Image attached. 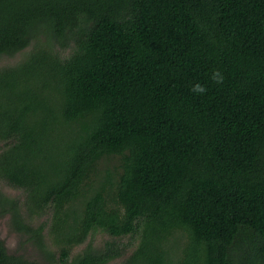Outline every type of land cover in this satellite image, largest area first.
Wrapping results in <instances>:
<instances>
[{
    "label": "trees",
    "instance_id": "obj_1",
    "mask_svg": "<svg viewBox=\"0 0 264 264\" xmlns=\"http://www.w3.org/2000/svg\"><path fill=\"white\" fill-rule=\"evenodd\" d=\"M23 51L0 218L27 249L0 264H109L127 236L122 264H264V0H0V60Z\"/></svg>",
    "mask_w": 264,
    "mask_h": 264
},
{
    "label": "rangeland",
    "instance_id": "obj_2",
    "mask_svg": "<svg viewBox=\"0 0 264 264\" xmlns=\"http://www.w3.org/2000/svg\"><path fill=\"white\" fill-rule=\"evenodd\" d=\"M29 48L30 47H28L27 50ZM23 55H24V51L17 53L13 57L4 58V59L0 60V66L5 65V64H13V63L19 61L23 57ZM2 145L3 144L0 143V147H2ZM0 189L8 195L22 197V192L20 190L13 188L12 186L8 185L6 182L1 181V180H0ZM44 219L45 218H43L42 220H44ZM0 238L6 242L10 251L19 250V252H23L25 249H27V248L23 247V245H21V239L22 238L19 236V234H17L16 232H14L11 229L9 216L0 218ZM92 238L94 239V242L97 245L104 244L107 240L111 239V237L105 233H97ZM122 240L125 243L129 244V247H130L129 250L127 251V253L123 257L118 258L116 260H113L109 264H122L123 261L136 248V246L138 245V241H139L136 237L131 238L130 236H127V237L123 238ZM82 247L83 246H80L79 248H77L75 250V252L80 250ZM28 251H30V252L33 251V248L31 247V245L29 246Z\"/></svg>",
    "mask_w": 264,
    "mask_h": 264
},
{
    "label": "clouds",
    "instance_id": "obj_3",
    "mask_svg": "<svg viewBox=\"0 0 264 264\" xmlns=\"http://www.w3.org/2000/svg\"><path fill=\"white\" fill-rule=\"evenodd\" d=\"M212 81L216 84H222L224 82V76L220 70H214L211 76ZM191 91L197 95H204L207 92V88L201 84H195L191 88Z\"/></svg>",
    "mask_w": 264,
    "mask_h": 264
}]
</instances>
